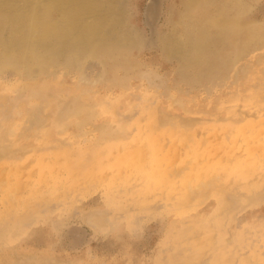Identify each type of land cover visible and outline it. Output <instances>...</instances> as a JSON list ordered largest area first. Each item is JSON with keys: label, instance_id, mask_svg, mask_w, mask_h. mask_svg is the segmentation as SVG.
<instances>
[{"label": "rangeland", "instance_id": "1", "mask_svg": "<svg viewBox=\"0 0 264 264\" xmlns=\"http://www.w3.org/2000/svg\"><path fill=\"white\" fill-rule=\"evenodd\" d=\"M0 264H264V0H0Z\"/></svg>", "mask_w": 264, "mask_h": 264}, {"label": "bare ground", "instance_id": "2", "mask_svg": "<svg viewBox=\"0 0 264 264\" xmlns=\"http://www.w3.org/2000/svg\"><path fill=\"white\" fill-rule=\"evenodd\" d=\"M8 0H6V2H7ZM11 1V0H10ZM13 2V1H12ZM11 3V2H10ZM49 3H51V2H49ZM12 4V3H11ZM6 5V4H5ZM16 5V4H15ZM48 6V5H47ZM50 6V5H49ZM51 7V6H50ZM63 16V15H62ZM71 18H73V17H71ZM70 22V21H69ZM70 27V26H69ZM67 28V27H66ZM70 29V28H69ZM63 30V29H62ZM65 30V29H64ZM70 34V33H69ZM70 125V124H69Z\"/></svg>", "mask_w": 264, "mask_h": 264}]
</instances>
